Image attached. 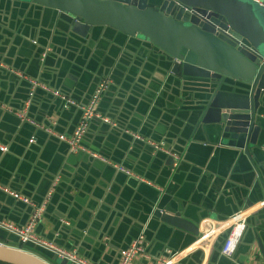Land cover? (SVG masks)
I'll return each instance as SVG.
<instances>
[{"label":"crops","instance_id":"obj_1","mask_svg":"<svg viewBox=\"0 0 264 264\" xmlns=\"http://www.w3.org/2000/svg\"><path fill=\"white\" fill-rule=\"evenodd\" d=\"M66 23L60 15L27 2L0 0V104L14 112L23 108L28 85L21 75L43 81L78 105L88 102L101 78H111L114 85L98 108L116 126L93 123L83 145L156 188L131 182L100 160L70 154L53 138L70 137L80 119L78 112L62 109L59 100L37 90L27 109L36 125H24L13 112L0 108V146L7 150L0 153V187L39 203L52 179L61 178L36 235L76 251L91 264H119L120 249L144 228L150 243L147 257L132 264H157L168 257L179 264H235L221 258L219 250L235 212L244 210L249 220L235 257L241 264H264V150L256 149L251 158L228 150L209 154L193 142L206 139L208 128L187 126L181 109L183 101L193 103L198 94L175 89L169 96L161 90L163 78L156 77L164 69L157 68V60H142L130 49L136 52L138 47H130L128 40L111 31L95 30L88 40L75 39L67 33ZM45 47L50 52L42 65L38 54ZM12 76H19V81ZM48 129L56 133L53 138ZM129 131L171 140L170 148L178 149L183 161L178 172L169 174L165 158H151L148 150L128 138ZM30 138L35 139L32 145ZM260 143L264 145V139ZM157 188H163L161 195ZM156 195L163 213L178 212L199 225L196 243L188 233L149 216ZM0 218L22 227L30 210L0 193ZM65 222L69 225L63 226Z\"/></svg>","mask_w":264,"mask_h":264},{"label":"water","instance_id":"obj_2","mask_svg":"<svg viewBox=\"0 0 264 264\" xmlns=\"http://www.w3.org/2000/svg\"><path fill=\"white\" fill-rule=\"evenodd\" d=\"M7 1L27 2L34 7L42 8L60 15V17L67 22V33L71 34L75 39L82 41L88 40L93 36L95 30L111 31L123 39L128 40L129 46L138 47L137 50L139 51L136 52L134 49L130 48L131 46L129 48L142 60L145 59L146 62H151V59L157 60L159 63V65L157 63V68L160 69V65L164 68L156 76L157 78H163L164 85L161 90L166 91L165 93L169 94V96L175 94V89L183 93L187 91L189 93L194 92L198 94L195 96V101L190 104L182 99L181 109L186 117L187 126L208 128L206 139L196 138L193 142L196 143L197 146L208 151L209 154H217L218 152L228 150L232 154L251 158L254 152L257 151L256 149L264 150V145H260V141L264 139V119L262 117L264 115V9L254 0ZM260 1L264 2V0ZM178 4L193 9L200 14L209 12L212 16V23H203L196 17L188 16L177 6ZM213 24L220 26L227 25L236 39L242 40L255 52L250 53L249 51L236 49L232 44L216 36ZM49 52L50 50L45 47L38 54L40 64L43 65ZM21 77L24 78L25 82L27 79L35 80L39 84L48 87L41 80L30 79L22 75ZM12 78L15 81H19L20 79L19 76H17L18 79L13 76ZM104 79L110 80L112 84L109 85L103 95L102 101L109 89L114 85L113 80L109 77L101 78L98 85ZM27 85L28 99L23 108H18L16 111L23 112L27 103V109H29L28 107L31 101L35 99V92L37 90H42L36 87L32 91L33 86L28 81ZM48 88L51 89L50 86ZM47 93L50 98H55L60 101L62 109H71L78 112L80 118L77 124L78 126L81 121L82 112L66 104L60 98L54 97L49 92ZM59 93L77 103L67 94L63 92ZM87 103L80 105L86 106ZM99 111L98 108V112ZM25 117L31 120L27 114V110ZM107 117L112 120L110 116L107 115ZM18 120L24 125L29 124L20 119ZM97 122L102 123L98 120H92L89 123L83 141L87 138L92 124H98ZM102 124L110 125L111 127L116 126L112 124V121L108 124ZM76 127L69 136L73 134ZM117 128H119L118 125ZM189 132H191V129H189ZM129 133L131 135L129 134L130 136L127 137L131 139L134 144H139L148 150L147 152L151 158L157 159L159 156L165 158L169 174L178 172L183 161L178 153V149H171V140L168 138L167 140L152 139L138 132L129 131ZM134 135L139 136L142 140L135 139ZM50 138H53V136H50ZM53 139L55 140V138ZM145 139L150 140L152 143L160 144L164 149L178 155L180 160L176 163V166H174L175 162L171 157L162 152L155 151L153 147L146 144L144 141ZM34 141V138H30L28 140V145H32ZM56 141L58 140L56 139ZM63 144H65L70 153L69 146L66 143ZM0 153L2 154L3 152L0 151ZM77 155L84 156V154L81 153ZM87 157L91 159V162L92 160L95 162L97 160L90 156ZM101 163L114 172L122 174L131 182L148 186L149 188L155 187L150 181L146 180L151 183L152 186L127 177L123 172L118 171L109 164L106 165L104 162ZM110 163H114L113 165H115L113 161H110ZM251 165L254 166V164ZM56 178L52 179L50 188L43 200L39 203L32 202L37 207H40L47 198L48 193L53 189L51 196L47 199L42 218L47 214L49 206H51L54 197L59 191L61 178L59 183L53 188V183ZM1 188L14 191L9 187ZM162 189L157 188V194L161 195L163 193ZM108 191L110 192V189ZM0 193L11 198L14 202L16 201L1 190ZM159 198L160 197L156 195L155 198L151 199L149 205L151 212L149 216L170 228L188 233L191 236L190 241L192 240V242L196 243L200 238L199 225L185 219L178 212L173 214L168 212L163 213L161 203H158ZM18 203L28 207L31 216L33 208L22 202ZM262 208H264V206H262ZM235 213L237 214L238 212ZM248 220L249 217L247 221ZM0 221H4V219L0 218ZM67 225H69L67 222L63 224V226ZM227 235L228 232H226L223 237L222 245ZM139 237L143 238L142 245L147 255L150 243L146 237V230H144V228L141 229L133 241L137 240ZM0 239L19 244V240L16 237L1 229ZM47 240L51 241L50 239ZM257 242V246L263 254L262 245L259 240H257ZM53 243L57 245V243ZM239 245L231 259H226L222 256L221 258L232 261L235 264H241L235 257ZM24 247L34 250L54 264H70L67 261L57 259L53 253L31 243L25 244ZM126 248L120 249V251ZM201 253H203L202 250ZM48 260L40 256L30 255L12 248L0 246V263L2 264H48ZM119 260L120 255L118 253V261Z\"/></svg>","mask_w":264,"mask_h":264},{"label":"built area","instance_id":"obj_3","mask_svg":"<svg viewBox=\"0 0 264 264\" xmlns=\"http://www.w3.org/2000/svg\"><path fill=\"white\" fill-rule=\"evenodd\" d=\"M254 1L260 7L264 9V2L260 0H254ZM177 6L180 9H182L185 14L191 17H196L197 19H199L200 22L212 23L211 21L212 16L209 12L205 14H200L199 12L193 9L186 8L179 4ZM213 26L215 29V35L218 37H221L222 39L227 41L229 44H232L236 49L249 51L250 53L255 52L249 45L245 44L242 40L236 39L232 31L227 25L220 26V25L213 24ZM27 81L33 86L32 91L34 90V88L39 87L43 91L49 92L54 97L60 98L66 104L73 106L77 110H80L82 112L81 121L70 137L65 136V135L56 134L50 129L46 131L49 135H52V136L55 133L56 135L54 136V138H56L59 142L66 143L69 146V149H70L69 151L71 154L81 153V154L90 156L94 159L100 160L106 164L113 166L115 169H117L120 172H123L127 177L131 179H134L140 183L152 186L151 183L147 182L142 176L138 175L137 173L122 169L116 165L111 164L104 158L99 157L98 154H94L90 152L83 145L84 134L86 133L87 127L92 120H98L102 123H107V124L110 123V121L107 118H105L98 112V107L102 100V97L105 94L106 90L108 89L109 85L111 84L110 80L104 79L101 81V83L96 87L93 95L91 96L86 106H81V105L76 104L74 101L70 100L66 96H63L59 92L51 90L48 87L39 84L35 80L27 79ZM27 106H28V103L26 104L23 112H19V111L14 112L13 110H9L8 108H5V106L0 104L1 109L8 111V112H13L14 115L21 121L27 122L31 125H36L34 122H32L29 119H26L25 117ZM134 138L138 140H142L137 135H134ZM148 145L153 147L155 151L162 152L166 154L167 156L171 157L175 162L174 166H176V163L180 160V157L178 155L164 149V147L160 144L149 142ZM0 151L3 153L6 152V148H3L0 146ZM59 181H60V178L57 177L53 183V188H55V186L59 183ZM0 190L5 192L10 197H12L14 200L18 202H22L23 204L33 208V211L28 220V223L23 227L15 226L9 222H6L5 220L0 221V229L16 237L19 240L20 246L24 247L25 244L31 243L35 246L41 247L53 253L57 259L67 261L70 264H91L84 258L78 256L76 251L65 250L61 247H58L53 242L45 240L36 235L35 229L42 218V215L44 213V210L47 204V199L51 196L53 189L48 193L47 198L44 200L43 204L40 207H37L30 200L20 196L17 193L9 191L6 188L0 187ZM261 206H264V202L262 203ZM245 213L246 211H240L237 214H235V217L230 226L228 235L220 249V256H222L223 258L231 259L234 256L237 246L239 245L242 239L243 233L246 229L247 219L249 215H246ZM142 244H143V238L139 237L137 240L132 241V243L126 249L121 250L119 252V255H120L119 264H132V262L136 258H146L147 256H146L145 248L143 247ZM8 245H9L8 243L0 242V246L12 248V249H15L21 252L28 253L30 255H35L32 252L29 253L30 251L23 249L19 245L18 246H8ZM173 258L174 257H170L168 259H160L157 262V264H179Z\"/></svg>","mask_w":264,"mask_h":264},{"label":"trees","instance_id":"obj_4","mask_svg":"<svg viewBox=\"0 0 264 264\" xmlns=\"http://www.w3.org/2000/svg\"><path fill=\"white\" fill-rule=\"evenodd\" d=\"M0 242H4V240H1L0 239ZM4 243H6V242H4ZM19 244H16L15 246H18ZM20 246V245H19ZM20 247H22L23 249H25V250H27V251H31V250H29V249H27V248H25V247H23V246H20ZM0 264H2V263H0Z\"/></svg>","mask_w":264,"mask_h":264},{"label":"rangeland","instance_id":"obj_5","mask_svg":"<svg viewBox=\"0 0 264 264\" xmlns=\"http://www.w3.org/2000/svg\"><path fill=\"white\" fill-rule=\"evenodd\" d=\"M13 245H14V243L9 242V245H8V246H13ZM29 253H31V251H30ZM32 253H33V252H32Z\"/></svg>","mask_w":264,"mask_h":264}]
</instances>
